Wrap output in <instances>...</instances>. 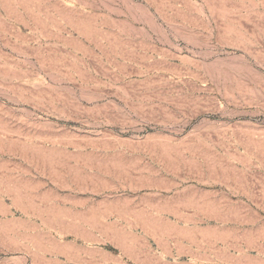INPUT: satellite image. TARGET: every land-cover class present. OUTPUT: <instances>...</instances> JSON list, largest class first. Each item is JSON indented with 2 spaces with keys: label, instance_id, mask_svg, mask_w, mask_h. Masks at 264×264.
I'll return each mask as SVG.
<instances>
[{
  "label": "rangeland",
  "instance_id": "1",
  "mask_svg": "<svg viewBox=\"0 0 264 264\" xmlns=\"http://www.w3.org/2000/svg\"><path fill=\"white\" fill-rule=\"evenodd\" d=\"M0 264H264V0H0Z\"/></svg>",
  "mask_w": 264,
  "mask_h": 264
}]
</instances>
